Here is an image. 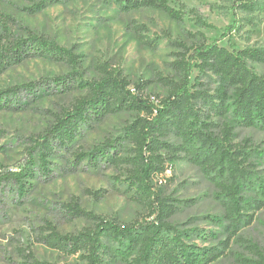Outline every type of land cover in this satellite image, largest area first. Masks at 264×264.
Wrapping results in <instances>:
<instances>
[{
	"label": "trees",
	"instance_id": "obj_1",
	"mask_svg": "<svg viewBox=\"0 0 264 264\" xmlns=\"http://www.w3.org/2000/svg\"><path fill=\"white\" fill-rule=\"evenodd\" d=\"M37 1L34 13L74 0ZM102 1L121 13L151 9L175 22L184 17L183 11L171 8L168 0ZM261 2L264 4V0H239L233 2L231 9L253 13ZM232 30L234 27L230 26L226 32ZM136 40L152 50L160 42L139 34ZM169 44L178 50L170 64L175 77L158 78L168 92L154 101L144 95V84L132 85L120 72L103 66L98 68V78L85 79L77 69L78 55L29 31L25 37L0 47V76L29 60L63 64L70 69L64 75L0 90V113L24 112L55 91L73 96L67 106L49 113L53 121L32 140L26 163L16 171L0 174V192L9 188L18 200L26 198L34 182L50 179L54 174L51 160L71 154L69 163L73 171L80 165L92 171L102 166L119 171L116 184L149 212L147 220L122 225L86 212L71 201L61 206L63 216L70 221L85 219L90 226L77 234H60L48 225V233L40 236V242L49 249L65 255L79 254L84 264L214 262L220 252L192 244L196 231H180L172 225L176 207L153 183L178 162L194 166L218 192L222 217L228 223L227 241L238 229L249 226L254 212L264 207V185L255 179L251 169L258 157L247 149L249 145L234 142V128L264 133V75L254 73L248 66V62L264 65V49L229 51L215 42L206 43L203 35L189 46L177 41ZM194 71L197 76L192 84ZM123 113L134 117L118 136L105 139L89 151L71 153L84 131ZM195 236L206 239L204 232ZM243 262L264 264V254Z\"/></svg>",
	"mask_w": 264,
	"mask_h": 264
},
{
	"label": "rangeland",
	"instance_id": "obj_2",
	"mask_svg": "<svg viewBox=\"0 0 264 264\" xmlns=\"http://www.w3.org/2000/svg\"><path fill=\"white\" fill-rule=\"evenodd\" d=\"M37 2L0 0V47L25 37L29 31L78 55L77 69L85 79L98 78V68L103 66L120 72L132 85L144 84V95L151 101L168 92L158 78L175 77L170 64L178 50L169 44L172 41L189 46L203 35L206 43L215 42L229 51L264 49L262 2L258 10L246 13L231 9L239 0H168L171 8L183 11L180 22L151 9L121 13L102 0H74L34 13ZM230 26L234 30L227 33ZM138 34L160 39L158 47L152 50L140 45ZM248 66L254 73L264 75V65L248 62ZM68 72L70 69L63 64L29 60L0 76V90ZM196 76L194 71L192 84ZM72 97L55 91L24 112L0 113V174L16 171L26 163L32 140L53 121L49 113H57ZM133 117L127 113L108 117L84 131L71 153L89 151L105 139L118 136ZM234 135L235 143L249 145L247 149L258 157L251 169L255 179L264 185V133L234 128ZM71 160V154L51 160L52 177L34 182L32 192L24 199L18 200L9 188L0 192V264H84L79 254L65 255L40 242V236L48 233V225L60 234H77L90 226L85 219L70 221L63 216L61 206L71 201L86 212L122 225L149 219V212L116 184L119 171L105 166L92 171L85 165L73 171ZM153 183L174 201L169 202L176 207L172 225L180 231H196L192 244L220 252L210 264H245L244 260L264 254V207L254 212L249 226L238 229L227 241L228 223L216 198L219 194L194 166L178 162ZM201 232L206 239L195 236Z\"/></svg>",
	"mask_w": 264,
	"mask_h": 264
}]
</instances>
